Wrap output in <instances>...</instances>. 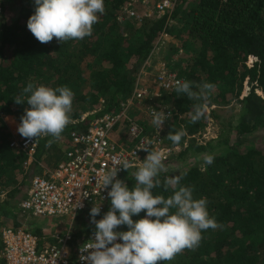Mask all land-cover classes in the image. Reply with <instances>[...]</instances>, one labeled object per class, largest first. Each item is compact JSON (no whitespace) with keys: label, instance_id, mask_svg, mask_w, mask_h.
I'll return each instance as SVG.
<instances>
[{"label":"trees","instance_id":"obj_1","mask_svg":"<svg viewBox=\"0 0 264 264\" xmlns=\"http://www.w3.org/2000/svg\"><path fill=\"white\" fill-rule=\"evenodd\" d=\"M0 1L5 14L0 21V194L8 197L0 199V216L4 217L0 227L26 223L19 204L28 184L21 178H31L29 169L42 162L55 169L65 149L55 143L57 140H64L73 130L86 131L91 121L129 98L136 79L135 67L148 58L162 34L170 31L180 42L173 50L190 52L181 76L192 82L197 93L205 84L212 88L203 90L209 97L207 102L178 95L175 89L165 93V102L174 108L167 129H177L174 120L181 118L186 122L185 133L179 143L181 149L164 161L169 173H161V187L153 191L168 197L172 189L164 190V180L169 175L186 173L181 185L191 187L195 199L207 200L209 215L219 227L203 231L198 247L185 249L164 264H264V146L250 139L264 132V0H179L171 17L150 19L142 25L118 20L125 0H104L105 11L98 14L92 34L64 43L55 38L41 43L27 28L34 12L33 0ZM189 2L193 6L187 8ZM171 18L180 24L170 30ZM129 61H134L132 68L128 67ZM28 83L34 87L67 86L74 99L70 122L60 138H37L35 160L26 172L28 156L10 146L12 133L4 114L22 116L30 107L14 100ZM102 101L99 111L82 119L87 106ZM235 102L240 108L234 121H225L216 137L200 141L209 119H219L211 107ZM198 103H204L206 115L192 123L191 115ZM139 122L154 127L148 117H141ZM167 144L174 145L171 141ZM205 155L214 156L211 165L204 164ZM136 170L120 178L129 187L135 184ZM144 214L142 211L139 215ZM82 218L84 226L92 224L89 214ZM118 230H127V226ZM84 232L82 228L74 230V235L82 236Z\"/></svg>","mask_w":264,"mask_h":264},{"label":"clouds","instance_id":"obj_2","mask_svg":"<svg viewBox=\"0 0 264 264\" xmlns=\"http://www.w3.org/2000/svg\"><path fill=\"white\" fill-rule=\"evenodd\" d=\"M33 3L34 12L27 21V28L41 43L54 38L61 43L82 40L92 34L93 25L99 20L98 14L105 11L104 0H33ZM170 20L172 22L173 19ZM211 88V84H205L197 93L192 82H175L178 95L195 101L207 102L209 97L203 90ZM73 99L74 93L67 86L34 87L28 83L22 95L14 98L16 103L26 102L30 106L21 116L18 133L28 141L42 136L59 139L70 122ZM170 115L153 111L152 123L160 130ZM205 115L204 103H198L191 122L195 123ZM183 136L182 131L169 132L167 138L175 145ZM138 149L145 150L147 156L134 173L135 184L132 187L117 178L121 168L129 170L131 167L127 160L114 159V167L99 176L100 188L108 190L111 207L100 219H96L101 213L100 204L94 203L90 209L94 235L79 248L80 259L86 264H164L183 250L198 247L203 231L219 227L209 215L207 200L195 199L193 189L181 185L186 173L167 176L163 188L165 191L172 189L168 197L154 194L153 190L161 187V173H169V169L161 152L152 150L150 145ZM203 161L205 165H211L214 156L205 155ZM142 211L144 216L139 215ZM134 216L139 218L134 220ZM122 225L127 226V230H118Z\"/></svg>","mask_w":264,"mask_h":264},{"label":"built area","instance_id":"obj_3","mask_svg":"<svg viewBox=\"0 0 264 264\" xmlns=\"http://www.w3.org/2000/svg\"><path fill=\"white\" fill-rule=\"evenodd\" d=\"M178 3L179 0H125L119 8L118 20L142 25L150 19L170 16ZM3 15L4 5L0 1V21ZM151 56L144 61L129 98L116 109L91 121L86 131L73 130L69 135L70 148L65 150L63 158L48 176L32 174L27 195L19 204L21 212L41 218L69 216L73 224L80 211L89 214L95 203L100 204L102 214L110 198L107 189L101 190L99 176L114 167V159L127 160L131 165L129 170L121 168L117 176L120 179L128 171L138 168L146 158L147 152L139 147L150 145L152 150L163 154L164 161L172 152L181 149L179 144L172 146L165 141L167 123L174 116V108L165 102L164 95L175 89L177 80H185L178 72L164 66L156 71L152 84L144 81L143 76L153 67ZM134 110L142 111L141 117L150 120H153V111L171 115L158 130L155 125L151 129L141 124ZM20 121L15 119L16 130ZM7 123L12 132L10 146L27 154L24 166L28 169L35 160L39 141L26 140L12 129L8 120ZM5 195L1 193L0 197ZM72 227L70 225L62 234L51 235L54 241L43 244V235L22 227L2 226L0 261L3 264H86L80 259L79 248L93 237L94 231L76 237Z\"/></svg>","mask_w":264,"mask_h":264},{"label":"rangeland","instance_id":"obj_4","mask_svg":"<svg viewBox=\"0 0 264 264\" xmlns=\"http://www.w3.org/2000/svg\"><path fill=\"white\" fill-rule=\"evenodd\" d=\"M192 6H193V3L189 2L187 8L188 7H192ZM8 10H9V8H8ZM7 17H9V16L7 15ZM179 24L180 23H179L178 20L173 19L171 24L169 25L170 30L172 29V26H179ZM179 43L180 42L178 41V39L173 34H171L170 31L167 34H162L160 39L156 42V44H155V46H154V48H153V50L151 52L152 54H150V55H152L151 59H152L153 67L149 69V73L146 74V76H143L145 78L144 81H146L149 84L150 83L152 84L153 80H154V77H155L156 71L159 68L164 67V66L169 68V69H171V70H174V71L178 72L181 75V72L183 70V66L185 65L186 58H187V56L190 55V52L185 50V49H179L178 52H175L173 50V47H178L179 48ZM133 63H134V61H129L128 67L132 68ZM178 63H180L181 65L179 66ZM89 65H90L89 68L86 69L88 76H89V74L91 72V68H92L91 63ZM143 66H144V62L141 63L139 65V67H137V68L134 66L135 69H136L134 76L136 78L138 77V75L142 71ZM85 67H87V66H85ZM164 100L165 101L167 100L165 95H164ZM213 106H215V108H212V107L211 108L214 109L215 114L218 115L219 119H216V118H210L209 119V121H208V123H207V125L205 127V130H203V132L201 133L200 141L210 140L211 138L216 137L217 134H219L221 132V130H222L221 126H222V124L225 121H227V122L228 121H230V122L234 121L235 114L238 112V110L240 108L239 104L236 103V102L232 103V104H229V105H217L216 104V105H213ZM102 107H103V101L100 102L99 104L87 106L86 110H84V113L82 115V117H83L82 119L86 118L89 115H92V114L96 113ZM141 112L142 111L134 110L133 113L136 114V116L141 119ZM6 115L7 114H5V116H4L5 119L7 117ZM13 115L16 116V117L15 118H10L9 117V118H7V120L11 123L12 129L14 128V130H16L15 126H14L15 119L21 120V116L20 115L17 116L16 113H13ZM71 122H72V120H71ZM174 123L176 124L177 129H173L172 128V130H170L169 128L168 129L166 128V132H165V141H166V143H168L170 141L167 138L168 134H169L168 133L169 131L172 134H175L178 131H182L183 133H185V124H186V122L181 121V118H177L176 120H174ZM250 139L253 141L254 144H258L259 146L261 145L262 147L264 146V132L263 131L256 133ZM60 141H61V143H60ZM60 141H59L58 144H64V142L67 143V139L66 138L64 140L60 139ZM181 141H183V138H182ZM69 148H70V145L67 144L65 146V149H69ZM21 179H24V178H21ZM26 179H28V178H26ZM4 198H6V197H4ZM110 207H111V204L109 203L107 209L104 212L108 211ZM85 214H86L85 211H80L78 213L77 217L79 218V217H81V215H85ZM100 215H98V216H100ZM1 219H4V217L1 218V216H0V220ZM30 220H32V219L31 218H27L26 223L23 226L27 227V225L29 224V225H31L29 227L30 229L34 228L35 224L34 223L31 224ZM40 227H42V226H40ZM94 228H95V226L93 224H91V225L85 224V226L84 225L82 226V230L86 231V232H84V234H86V235L91 233L94 230ZM35 232L38 233V235L42 236L41 232H38V231H35ZM48 235H50V234H48ZM48 235H44V236H48ZM44 238H45L44 241L46 242L47 240L50 241L52 237L50 235V236H48V238H46V237H44Z\"/></svg>","mask_w":264,"mask_h":264},{"label":"crops","instance_id":"obj_5","mask_svg":"<svg viewBox=\"0 0 264 264\" xmlns=\"http://www.w3.org/2000/svg\"><path fill=\"white\" fill-rule=\"evenodd\" d=\"M6 116L7 117H6L5 120H7V118H9V117L10 118L14 117L13 114L6 115ZM66 139H67V143L64 142V144H58L60 140H57L58 142L56 141L55 143L58 144V145H60V146H64V147L67 144H69L71 146V143H70V140H69V136H67ZM60 143H61V141H60ZM65 150L66 149H64V152H63V154H62V156L60 158V161L63 158V155L65 153ZM53 169L54 168H52V165L51 166H47L45 163L42 162L38 167H32L29 170L32 172V174L33 173H39L41 175L48 176L49 171L50 170H53ZM25 171L28 172V170L26 168H25ZM20 181L22 183L24 182V183L28 184V188H29V184H30V181H31V178L30 177L28 178V180L26 179V177H24V179H22ZM22 183H19V185H21ZM28 188H27V191H28ZM27 191L26 192L24 191V193H25L24 196L25 197L27 195ZM4 197H6V198H4ZM0 199L1 200H7V195H5L3 197H0ZM25 217L26 218H31L32 219V220H30L31 224H33V223L35 224V227H34L35 229L32 228V229H30V231H32V232L38 231V232H41L42 235H48V234L54 235V234H58V233L62 234V233H64V232L67 231V229L69 228L70 225H73V227H72L73 231L74 230L79 231V230H81L82 226L84 225L83 224L84 221H83V218H82L83 215H81V217H79V218L77 217L76 219H74L73 224H71L72 223V220H71V217H69V216L41 218V217H35V216H32L31 214L26 213V216ZM23 225L24 224H22V227H24ZM5 226H9V225H5ZM17 226H18V224L17 225H14V226H11V227H17ZM27 226L30 227L31 225H27ZM40 226H42V227H40ZM18 227H21V226H18ZM50 235H48V236H50ZM51 240L54 241V238L52 237Z\"/></svg>","mask_w":264,"mask_h":264}]
</instances>
